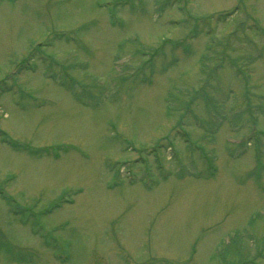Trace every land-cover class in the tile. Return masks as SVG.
Wrapping results in <instances>:
<instances>
[{
	"label": "rangeland",
	"instance_id": "374dc122",
	"mask_svg": "<svg viewBox=\"0 0 264 264\" xmlns=\"http://www.w3.org/2000/svg\"><path fill=\"white\" fill-rule=\"evenodd\" d=\"M0 264H264V0H0Z\"/></svg>",
	"mask_w": 264,
	"mask_h": 264
},
{
	"label": "trees",
	"instance_id": "16d2710c",
	"mask_svg": "<svg viewBox=\"0 0 264 264\" xmlns=\"http://www.w3.org/2000/svg\"><path fill=\"white\" fill-rule=\"evenodd\" d=\"M85 105V103H83Z\"/></svg>",
	"mask_w": 264,
	"mask_h": 264
}]
</instances>
